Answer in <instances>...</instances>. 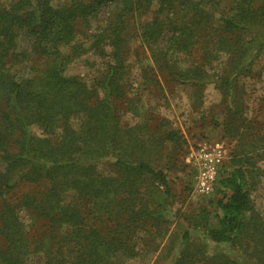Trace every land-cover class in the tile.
<instances>
[{"label":"trees","instance_id":"16d2710c","mask_svg":"<svg viewBox=\"0 0 264 264\" xmlns=\"http://www.w3.org/2000/svg\"><path fill=\"white\" fill-rule=\"evenodd\" d=\"M102 9L105 24L88 48L73 43L77 26ZM134 37L140 50L130 51ZM91 50L106 60L92 83L66 75ZM133 55L141 75L158 70L190 88L192 102L216 64L221 126L240 141L231 171L221 176L223 163L218 170L212 211L184 215V246L153 263L173 221L164 169L178 135L130 97ZM263 60L264 0H0V264H264V217L250 199L264 135L248 127L244 105ZM144 83L160 85L154 75ZM122 113L136 122L123 126ZM141 230L138 251L133 234ZM193 233L199 242H190Z\"/></svg>","mask_w":264,"mask_h":264},{"label":"rangeland","instance_id":"374dc122","mask_svg":"<svg viewBox=\"0 0 264 264\" xmlns=\"http://www.w3.org/2000/svg\"><path fill=\"white\" fill-rule=\"evenodd\" d=\"M58 1L66 2L67 0ZM153 8L155 9L156 5L153 6ZM107 13V9H102L97 19L90 21V23L88 22V24L84 26L78 25L77 29L80 30V32L76 35L73 43H81L88 48L90 45V36L96 32L97 28L104 26ZM136 31H138L137 28ZM129 47L130 51L140 50L139 42L136 37L132 39V43ZM106 51L108 53L109 48H107ZM132 54L131 52V55ZM198 56L199 53H195V57L198 58ZM105 61L104 58H100L91 50L69 63L65 73L68 76H79L84 79L87 84H91L92 79L97 77L99 72L104 69ZM127 63L131 66L130 71H128L130 97L140 100L145 107L153 108L152 111L154 112L152 119H154V122L157 123L160 119L167 120L171 128L174 129L178 135L177 143L173 144L170 148V151L174 150V152H170L169 155L171 159L169 158L170 161L166 162L164 169L172 191L171 196L168 197V212L173 221L167 224V234H165L164 238L157 242V251L150 259L153 263L159 260L158 254L164 257L163 253L168 252L170 248L171 251L169 252L173 256L184 246V243L177 241L186 227V224L182 220L184 215L190 214L191 211L197 210L200 206L209 208V202L213 203L220 198L219 191H221V188L218 187L213 189V192L207 196H202L195 191L193 180L195 169L186 163V157L189 151L203 145L213 149L214 147L220 148L223 151L222 169H224L221 176H225L232 169L231 153L236 148H239L240 141L238 137L234 136L233 131L226 132L221 126L224 119V109L222 108L220 94L218 90L215 89L213 83L218 71L216 64H213L211 69H207L209 80L204 88L200 89L198 97L194 98L192 102V100L189 99V95L192 92L190 88L167 81V78L161 75L156 69H154V71L151 70V73L146 72V76L141 75V69L139 70L138 66L135 64L134 55L128 56ZM145 63L148 65V60H146ZM261 66L264 67V60ZM152 75L156 76L160 85H145V79ZM144 77L145 79L143 80ZM245 91L244 105L247 106L245 117L249 123L248 127L256 128V136L264 135V106H262L264 103L262 101V96L264 95V69L261 70L259 77H253L248 80ZM135 122L136 118L133 115L128 113L121 114V123L123 126H128ZM32 130L38 133L37 129ZM229 135L233 136L229 137ZM259 153L261 157H256L254 162L256 163V167L260 169L261 175H259V178L255 179V184H251L250 186V199L252 209L264 217V160H257L258 158L261 159L264 157V150H260ZM235 159H237V157H235ZM107 164L102 163L100 166L101 170L107 169ZM153 165L155 168H159L160 162L153 161ZM163 166L164 165H161L162 168ZM209 209H213L212 206H210ZM19 215L27 224L28 216L26 213L21 211ZM144 235L145 233L142 230L133 234L132 245H134L138 251H143L145 249L142 239ZM199 241V234L193 233L190 237V242L195 243ZM208 247L210 251H226L227 249L225 247L213 246L212 244H208ZM227 253L231 254L229 252ZM235 254L240 256L238 252H234L231 255L233 256ZM237 260L239 259L237 258ZM162 262L161 260L160 263Z\"/></svg>","mask_w":264,"mask_h":264},{"label":"built area","instance_id":"2783aa9c","mask_svg":"<svg viewBox=\"0 0 264 264\" xmlns=\"http://www.w3.org/2000/svg\"><path fill=\"white\" fill-rule=\"evenodd\" d=\"M186 163L195 169V191L202 196L210 195L223 163V151L218 147L213 149L203 145L189 151Z\"/></svg>","mask_w":264,"mask_h":264}]
</instances>
